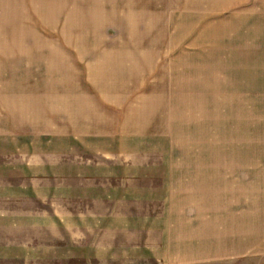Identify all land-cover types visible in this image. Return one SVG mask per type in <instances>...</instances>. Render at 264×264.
<instances>
[{"label": "rangeland", "instance_id": "rangeland-1", "mask_svg": "<svg viewBox=\"0 0 264 264\" xmlns=\"http://www.w3.org/2000/svg\"><path fill=\"white\" fill-rule=\"evenodd\" d=\"M61 147L154 164L264 264V0H0V163Z\"/></svg>", "mask_w": 264, "mask_h": 264}, {"label": "crops", "instance_id": "crops-1", "mask_svg": "<svg viewBox=\"0 0 264 264\" xmlns=\"http://www.w3.org/2000/svg\"><path fill=\"white\" fill-rule=\"evenodd\" d=\"M78 143L70 155L90 154ZM67 149L0 163V264H240L217 220L172 204L154 164L61 162Z\"/></svg>", "mask_w": 264, "mask_h": 264}]
</instances>
